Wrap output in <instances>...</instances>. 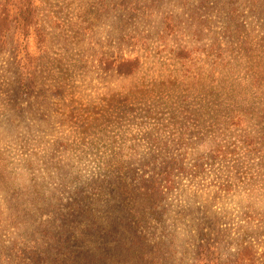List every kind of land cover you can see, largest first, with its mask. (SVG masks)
I'll return each mask as SVG.
<instances>
[{
	"label": "rangeland",
	"instance_id": "obj_1",
	"mask_svg": "<svg viewBox=\"0 0 264 264\" xmlns=\"http://www.w3.org/2000/svg\"><path fill=\"white\" fill-rule=\"evenodd\" d=\"M32 1L0 50V264L264 254V0Z\"/></svg>",
	"mask_w": 264,
	"mask_h": 264
},
{
	"label": "trees",
	"instance_id": "obj_2",
	"mask_svg": "<svg viewBox=\"0 0 264 264\" xmlns=\"http://www.w3.org/2000/svg\"><path fill=\"white\" fill-rule=\"evenodd\" d=\"M12 11V13H11ZM12 24V25H11ZM32 25L35 26V9L33 7L32 0H1L0 2V50L5 47V34L12 28H14L19 35L27 37ZM36 34L42 37V32L39 28L34 29ZM137 61L122 60L115 66V71L119 75H130L137 69ZM131 214V213H130ZM135 215L131 214V220L134 223ZM53 250L55 253H59L60 245H54ZM201 252L197 255V263L200 264H263L259 261V257H263L264 254H259L252 246H246L238 251L232 257L222 260L220 257L215 256L214 246L205 245L200 246ZM211 253V255L209 254ZM261 255V256H260ZM62 262V261H61ZM59 262V263H61ZM57 263V264H59Z\"/></svg>",
	"mask_w": 264,
	"mask_h": 264
}]
</instances>
